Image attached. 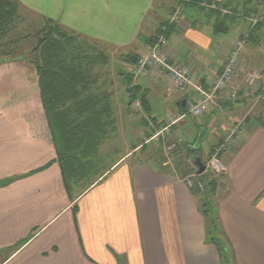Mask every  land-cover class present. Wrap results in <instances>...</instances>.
Listing matches in <instances>:
<instances>
[{
  "label": "crops",
  "instance_id": "1",
  "mask_svg": "<svg viewBox=\"0 0 264 264\" xmlns=\"http://www.w3.org/2000/svg\"><path fill=\"white\" fill-rule=\"evenodd\" d=\"M51 1L46 8L58 9L59 22L107 44L117 61L114 70L124 74L129 67L119 55L146 54L147 39L156 37L180 5L165 49L206 90L232 45L250 30L246 0L236 17L222 18L180 0ZM214 1L238 5L237 0ZM108 6L110 12L103 10ZM260 33L246 41L238 79L230 84L237 97L219 91L203 115L205 122L188 113L199 97L193 88L175 89L157 69L136 79L148 102L147 111L135 112L146 116L145 130L164 123L158 130L163 131L169 119L184 115L171 128L181 151L132 161L130 152L123 154L72 198L44 113L34 103L36 93L0 111V264H264V78L253 86L244 83L250 71L264 74V30ZM124 89L121 95L114 91L119 115L128 109ZM235 124L239 132L219 154L224 171L199 175L195 162L206 170L215 146ZM208 127L213 139L203 151L202 142L190 135L204 134ZM202 199L211 205L214 225L199 204ZM212 236L223 239L221 255Z\"/></svg>",
  "mask_w": 264,
  "mask_h": 264
},
{
  "label": "trees",
  "instance_id": "2",
  "mask_svg": "<svg viewBox=\"0 0 264 264\" xmlns=\"http://www.w3.org/2000/svg\"><path fill=\"white\" fill-rule=\"evenodd\" d=\"M19 21L16 2L0 0V64L24 58L33 66L38 89L34 103L44 113L62 180L72 198L108 171V167L100 168L97 162L100 146L116 131L113 79L105 69L109 63L108 55L92 46L79 44L76 34L49 19L34 34V43L26 50L23 48L24 37L15 38ZM172 24L170 21L162 23L156 37L146 42L153 44L160 36L166 39ZM260 28L264 30V21L249 30L247 41H251L254 32ZM120 58L134 64L138 56L128 54ZM119 75L125 79L128 108L140 99L143 110L147 111L148 102L139 86L133 83L135 79L128 72ZM214 184L213 180L207 182L209 188ZM210 207L209 202L202 205L206 216L212 217ZM211 238L221 255L224 252L222 242L218 237Z\"/></svg>",
  "mask_w": 264,
  "mask_h": 264
},
{
  "label": "rangeland",
  "instance_id": "3",
  "mask_svg": "<svg viewBox=\"0 0 264 264\" xmlns=\"http://www.w3.org/2000/svg\"><path fill=\"white\" fill-rule=\"evenodd\" d=\"M12 1L16 2L18 6V12L20 15V21L16 27L17 31L15 32V38L21 39L24 37L23 38L25 40L23 42L24 45L22 44L24 46L23 47L24 49L27 50L34 43V34L44 25L46 19H49L53 21V23L62 26L67 31L74 33V35L76 34L77 35L76 42H78L79 44L83 46H92V48L94 47L93 48L94 50L98 52L103 51L108 55L109 63L106 65L105 69H107V71L110 74V77H112L113 79V85H114L113 89L115 93L116 92H118L117 94L122 93L121 88L124 89L126 85H125V79L123 78V76H120L119 73H125V72L122 71L117 72L114 70V66H112V64L113 63L115 64L117 61L115 62L111 54L109 53L110 47L107 46V44L105 43L102 44L103 42L89 38L81 33L75 32L74 30H71L66 26L62 25L59 22L61 15L58 14V9L53 10V8H49V9L46 8V4L52 3L51 0H12ZM246 1H247V7L245 9L248 10L247 18H249L250 21L249 24L251 29L255 25H257L259 21H264V0H246ZM237 2H238L237 6L234 7V2H233V5H231L233 7H231V6H224L221 4V2H217L214 0H180L181 5L195 4L200 11H204L210 14L211 16H217L221 18L222 16L236 17L237 13H240L238 11L241 10L239 8L242 1L237 0ZM178 7L174 9V11L170 15V19H169L170 23L175 22V21L172 22L171 18L176 13L180 14V10H181L180 5ZM79 10H80L79 12L82 11L86 12V9L83 10L79 9ZM103 10H105L106 12H110V7L109 6L104 7ZM96 11L97 9H95V12ZM86 14L87 17L89 18V14L88 13ZM255 20H257V22ZM238 24L241 23L238 22L236 25ZM242 27L243 28L241 32L245 30L246 25L244 24V26ZM260 29L256 30L254 32V35L258 36L259 34H261L260 32L263 33V29L261 30ZM229 33L231 34V32ZM245 37L247 41L249 36L246 34L244 38ZM250 47H252V44H250ZM119 56L121 57V55ZM118 60H120L121 64H125V67L127 65V68L135 64V63L134 64L127 63L126 61H123V59L121 58H119ZM8 61L9 60H7L6 63L0 64V111L7 108L8 110H11L14 106L21 105L19 102L20 100H22L23 98L29 99L30 97L35 96L34 93H37L38 91L35 72L33 66L29 63V61L25 60L24 58L13 62H8ZM113 104L116 107L115 109L116 131H115V135L107 137L99 148L97 162L98 164H100V168L109 167L112 161L119 158L123 154H127L128 152L132 154L130 159V161H132L133 159H136V157L144 158L149 156H160L164 158L166 153H171L172 151H175L174 153H176L177 151H181L179 147L178 148L176 147L177 142L176 139L174 138V131H171V128L173 126L168 128V131H158L160 130L159 129L161 127L160 125L162 124L164 125V123L153 126L151 124L152 127L156 128L155 130L149 129L150 126H147L146 130L144 129L145 126L143 121H145V119H143V117L146 116H144L143 113H141L140 115L135 113V112L139 113L143 109L142 108L143 104H141L140 99H137L132 104V106L127 109V111L121 113L120 115L118 114L119 104H117L116 100L114 99H113ZM196 120L200 122H205L203 116L197 117ZM188 121H192V119L188 118ZM207 123L205 124L206 126H208ZM165 125H167V122ZM157 134L158 136L155 137V135ZM203 136L204 139L202 140ZM190 137L192 139L198 138V141L202 142L203 151H205L208 148V143L211 141V138L213 139V135L211 134L210 128L207 129V131H205L204 134L202 133V130L193 131V135H190ZM223 138L225 139V137ZM173 144L174 147L171 150H168V147ZM136 146L138 147L135 149ZM141 146H143V148H140ZM191 158H193V156ZM203 175L205 178H209L210 171L206 169ZM201 202H199V204L203 205L205 201L202 199ZM206 210H208L207 207ZM208 223L209 224L213 223V221L211 222L209 216H208ZM221 240L223 241V239Z\"/></svg>",
  "mask_w": 264,
  "mask_h": 264
},
{
  "label": "built area",
  "instance_id": "4",
  "mask_svg": "<svg viewBox=\"0 0 264 264\" xmlns=\"http://www.w3.org/2000/svg\"><path fill=\"white\" fill-rule=\"evenodd\" d=\"M179 15V13H176L171 18V21H176ZM255 21L257 22V20ZM245 43L246 37H242L232 45L226 63L223 65L220 72L215 75L208 90L204 89L200 84H196L194 82V78L190 75L188 69L184 65L170 60L165 49V39L161 36L158 37L155 43L149 45L146 54L137 58L136 63L129 67L128 73L133 79L136 80L147 76L150 70L157 69L167 74L172 87L175 89L184 91L187 88H193L199 94V97L192 103L188 113L192 117H201L208 112L210 105L213 103L219 91L230 90L232 97H237L236 90H231L230 84L238 79L239 69L242 63L241 55L244 50ZM263 78L264 74L261 71H250L244 77V83L247 86H253L257 81L262 80ZM183 118L184 115L169 119L163 131H168V128ZM238 132V124L233 125L227 131L224 142H222L213 150V153L207 163L206 168L208 170L216 174L224 171L225 167L219 159V154L228 147ZM157 136L158 134L155 135V137ZM173 147L174 144L170 145L168 150H171ZM187 182L189 185H191L190 179H187ZM199 187H203L202 183H199Z\"/></svg>",
  "mask_w": 264,
  "mask_h": 264
},
{
  "label": "water",
  "instance_id": "5",
  "mask_svg": "<svg viewBox=\"0 0 264 264\" xmlns=\"http://www.w3.org/2000/svg\"><path fill=\"white\" fill-rule=\"evenodd\" d=\"M195 165L197 167V173L200 175L205 171V166L202 164L200 160H197L195 162Z\"/></svg>",
  "mask_w": 264,
  "mask_h": 264
}]
</instances>
